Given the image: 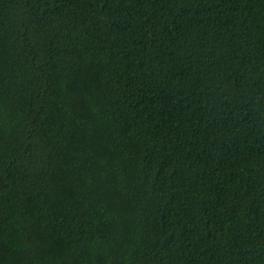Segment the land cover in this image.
<instances>
[{"label":"trees","instance_id":"1","mask_svg":"<svg viewBox=\"0 0 264 264\" xmlns=\"http://www.w3.org/2000/svg\"><path fill=\"white\" fill-rule=\"evenodd\" d=\"M0 264H264V0H0Z\"/></svg>","mask_w":264,"mask_h":264}]
</instances>
